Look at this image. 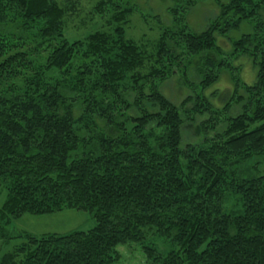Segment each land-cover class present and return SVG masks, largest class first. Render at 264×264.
Wrapping results in <instances>:
<instances>
[{"label":"trees","instance_id":"1","mask_svg":"<svg viewBox=\"0 0 264 264\" xmlns=\"http://www.w3.org/2000/svg\"><path fill=\"white\" fill-rule=\"evenodd\" d=\"M194 1L175 0L171 26L155 15L149 50L127 37L129 0H99L108 29L73 41L65 24L76 1L0 0V240L23 237L0 264H116L129 242L148 264H264V0H216L219 14L200 32L185 15ZM243 23L252 31L227 53L218 38ZM11 27L39 40L26 47ZM242 57L256 70L251 84ZM191 67L201 92L176 104L162 87L176 71L188 83ZM222 71L232 87L206 95ZM206 116L204 140L184 143L187 121ZM66 208L89 211L96 226L7 231L25 214ZM155 236L176 248L161 252Z\"/></svg>","mask_w":264,"mask_h":264},{"label":"rangeland","instance_id":"2","mask_svg":"<svg viewBox=\"0 0 264 264\" xmlns=\"http://www.w3.org/2000/svg\"><path fill=\"white\" fill-rule=\"evenodd\" d=\"M66 0H58L63 4ZM76 5L73 7L71 14L68 16L65 24V36L73 40H85L89 33L97 30H103L106 27V19L109 17V11L102 15L95 10V5L99 0H74ZM128 1V0H126ZM135 5V10L129 17L127 25V37L135 39L138 43L143 44L144 48L153 49V45L157 42L160 35V25L155 15L160 16L161 21L168 26L173 23V16L168 8L173 6L175 0H129ZM194 1V0H193ZM219 14V8L216 0H195L194 4L187 8L185 15L191 28L200 32L205 30L210 21L215 19ZM252 31V26L248 23H243L239 30L229 34V39L218 38L219 44L227 53L232 51L230 39L239 38L242 34ZM9 37L21 38V42L25 41L26 47H30L39 40L36 30H28L23 32L20 27H11L7 29ZM41 53L46 55V51ZM44 52V53H43ZM41 55L42 57H44ZM187 56V55H186ZM46 57V56H45ZM193 60L190 58L189 61ZM233 63V62H232ZM240 68V77L247 83L251 84L256 78V70L253 62L245 57L238 59L235 63ZM74 72H76L74 70ZM183 72V69L180 70ZM189 80L185 84L181 75L176 71L175 75L167 80L162 91L166 97L172 102L180 104L188 96L194 97L196 93H200L198 88L199 77L194 67L188 71ZM231 75L228 71H222L220 80L215 83L209 90L205 91L206 95H211L212 92H223L232 87ZM212 101L218 108L223 107L221 100L213 97ZM193 103H190L187 108L191 109ZM238 108H233L232 114L235 115ZM223 116H219L223 120ZM206 117H197L196 121H187L183 128L184 143H200L204 140L202 131H200L199 123L207 119ZM6 190L3 189L0 193V206L6 199ZM236 203L235 198L230 199V203ZM96 226V220L87 210L66 208L58 212L48 214H25L19 218L12 220L6 226L10 236H19L24 234L41 236L45 234H64L73 230H89ZM157 244L161 252H167L176 248L172 243L160 238H150ZM23 241V237L12 238L10 242H2L0 240V257L7 251L13 249L17 244ZM142 244L137 242H129L119 245L117 250L120 254V260L116 264H148L145 257Z\"/></svg>","mask_w":264,"mask_h":264}]
</instances>
